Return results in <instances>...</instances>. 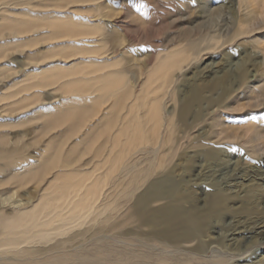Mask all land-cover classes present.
I'll use <instances>...</instances> for the list:
<instances>
[{
	"label": "bare ground",
	"instance_id": "obj_1",
	"mask_svg": "<svg viewBox=\"0 0 264 264\" xmlns=\"http://www.w3.org/2000/svg\"><path fill=\"white\" fill-rule=\"evenodd\" d=\"M97 1L0 0V63L13 47L41 44L45 48L37 54L44 63L34 65L33 73L18 72L10 78L12 83L23 78L26 88L10 93L9 82L5 85L0 77L1 99L13 100L5 108L0 105V130L10 127L5 121L8 111L22 112L23 104L41 90L56 86L62 93L39 105L31 103L24 112V116L48 117V131L37 156L8 174L10 186L0 194V264H124L122 256L127 264H264V0H228V9L236 17L222 18L224 34L214 49L223 50L246 39L252 48L251 56L245 53L250 58L247 65L253 68L242 71L231 82L229 95L220 101L213 96L220 71L212 63L200 71L199 79L210 80L213 89L207 94L211 107L201 115L207 128L201 123L196 126L200 140L193 155L202 162L200 169L205 168L203 163L209 165L205 159L212 158L214 150L225 155L207 167H211L209 176L215 184L223 179L222 188L231 196L228 201L248 198L247 208L252 204L256 213L249 221L228 219L224 249L210 242L196 252L191 248L194 236L175 233L186 218L194 223L200 209L188 213L170 204L171 178L153 180L132 210L125 202V197L142 186L141 177L152 173L155 160L166 165L193 139L176 136L171 121L177 107L173 87L184 77L193 56L178 48L159 51L154 61H148L138 85L130 86L125 73L108 71L113 58L97 56L91 46L99 39L92 35L100 36L106 27L104 17L92 24L97 16L87 20L84 15L86 7ZM201 1L205 0H122L132 7L122 23L132 21V33L142 31L150 37L151 24H164L167 8ZM55 52H71L59 61L70 70L54 64L55 56H51ZM2 67L0 73L5 71ZM33 90L37 91L34 95ZM224 101L235 106L234 110L223 107ZM233 157L234 162L229 159ZM199 172L194 175L198 180ZM27 182H36L34 197L13 202L14 188ZM242 186H247L246 191H237ZM219 192L210 195L212 213L220 202ZM145 206L159 207L155 215L150 214L152 225L171 229L155 231L153 236L118 235L119 220ZM216 234L220 236L219 231Z\"/></svg>",
	"mask_w": 264,
	"mask_h": 264
},
{
	"label": "rangeland",
	"instance_id": "obj_2",
	"mask_svg": "<svg viewBox=\"0 0 264 264\" xmlns=\"http://www.w3.org/2000/svg\"><path fill=\"white\" fill-rule=\"evenodd\" d=\"M96 3L97 4L94 6L86 7L84 15L87 20L97 16V22L92 24H98L99 20L104 17L106 27L103 26L100 36L97 34L92 35L99 39L91 46H95V51L99 53L96 54L97 56L103 55L102 57L105 58H113L114 62L110 63L108 71L114 73L121 71L125 73L130 86H132V84L138 85L137 83L142 80L147 70L146 66L149 65V62L151 63L154 61L155 56L159 51L178 48L190 53L194 59L190 64H186L188 68H186L185 71L187 72H183L184 77L173 87V97L177 107L172 115L173 119L171 118L172 125H174L173 132L176 136L188 135L193 139L186 144L185 148L178 152L177 155L173 156L174 158L170 159V162L167 161L170 167L169 165L167 166V162L166 165H164L165 163H163L162 160H155L153 165L155 164L154 166H156V168L152 166V173H150V175L145 174L144 177L146 178L142 176L144 179L141 177L140 185L143 187L140 186V189L136 188L130 196L125 197L127 207L129 206L128 208H131L130 210H132V204L136 205L138 203L139 200L137 199L142 198V194L148 190L149 185H151L156 179L162 180V177L167 176L166 178H171L173 182V187L170 188L172 190L169 191V194L172 195V200H175L170 204L185 212L188 211V213H193L195 209H200L197 213L201 216L200 219L199 216H196L194 223L190 222L189 217L186 218L184 226H182L180 231H177L175 235L180 233V235L194 236V238L192 237L191 239V248H193L195 252L196 250H201V248L205 249L210 242L214 243L216 246L218 244V246H220H217L219 249H224V246H226L225 232L227 228L225 223L228 219L232 217L236 222L239 220L244 221L245 219L248 221L250 219L252 220L254 219L256 209L253 208L252 204L247 208L248 203H250L248 198L241 199L240 201H228L227 197L229 198L231 196H226L228 192H224V181L223 183L221 182L223 179L220 180V183L217 182L218 184H215L213 176H209L212 174L210 173L211 167L209 169L207 167L214 164V161L222 160L225 158V155L214 150V153L211 154L212 158L208 157L205 159V162L209 165L203 163V166L205 165L204 169L201 166V169L199 168V165L202 162L199 164L198 155H196L197 157L193 155L196 153L195 143L200 140V136L198 137L199 133L196 130L198 128H196V126L201 123V125H204V128H207L204 121L201 119V115H203L202 113L210 104V100L208 101V99L211 95L207 94L210 91V88L213 89V86L207 82L210 80L201 81L202 79H199L201 75L200 71L208 63L214 64L213 66H216L220 71L218 74L221 76L215 81L216 85H219V87L215 89L213 95L215 96L216 94V101H220L222 99L224 100L229 95V89L232 88L231 82L239 79L242 71H246L247 69L250 71L253 68L252 66L250 67L247 65L250 59L248 55H250L252 48L246 43V39L243 41L244 43H238V45L228 44L227 48L223 50L221 49L218 51L214 49L216 42L220 41V35L224 34L222 33V18H226L228 15L236 17L235 13L228 9V0H205L201 1L199 4L192 2L189 5H182L179 3L177 6L165 10L166 17L164 24H158V21H154L153 24H151L153 25L150 30L152 35L146 37L142 34V31H140V34L132 33V21L122 23V20H124V18L129 15V12L132 11V7L122 3V0H98ZM198 5L200 8L197 7ZM41 46V44L32 46L23 44V46H16L7 51L6 56L4 57L5 59L3 58L0 63V67L3 66L2 68L5 69V71H1L2 73H0V77L5 81V85L10 81L12 76H18V72L33 73L34 65L40 61L41 63H44V60H42L43 57L37 56L40 51L45 49ZM49 54L44 57H48ZM70 54L71 52H66L59 55V53L55 52L51 57L55 56L54 59H56V62H54V64H60L63 69L70 70L71 68H68L69 66H63L62 63H59L60 59H65V57ZM52 60L53 59L47 60V62ZM71 60H73V58H71ZM66 61L68 62L69 60ZM21 64H23V67ZM228 64L229 70L227 67ZM223 66L224 68H222ZM75 69L81 70L82 67ZM9 84L10 87L7 89L10 93H13L20 88L27 87V83L23 78L18 79L13 83L9 82ZM204 88L206 93L204 92ZM222 91L224 93H222ZM36 93L37 91L33 90L31 94L34 95ZM37 94L36 97L23 104L24 109L22 112L17 110L11 111L10 113V111H8V116L5 121L10 123V127L0 130V154H2V158L0 159V172L2 173L0 175V194L10 186L7 184L8 174L19 169L25 161L37 156V153L43 144V135L48 131L46 127L47 122L49 121L48 117L34 114L24 116L29 110L28 106L31 103L39 105L42 101L52 100L53 97L55 98L57 95L58 97L59 95H62L56 86L47 87ZM1 98L2 95L0 94V105H4L3 108L13 101ZM201 104L202 106L200 107ZM240 104L246 106L247 102L242 101ZM216 105L220 106L219 103ZM221 105L230 111H233L235 108V106H227V101H224ZM210 107L211 105L209 108ZM244 113H247V111H244ZM227 124L233 126V124ZM56 132L57 131H55V133ZM207 135L208 133H206V136ZM204 152H208V150L205 149ZM229 159L233 162L235 160L234 157L233 159ZM157 162L158 164H156ZM153 169L155 170L153 171ZM198 172L201 176L199 180L194 176L196 174L198 175ZM35 183L36 182H27V184L19 186L18 189L15 187L14 190L16 194L11 200L13 201L15 199L14 201H18L19 199L20 201L22 199L21 201L24 203L30 198H33L37 186ZM242 188H238L237 191L240 190L243 192L244 190L245 192L247 186H242ZM214 190H220L222 193L219 192L220 202L217 205L216 211L212 213L209 206L212 204L210 201V195L212 196V194L215 193ZM241 202L244 203L243 207ZM160 203L163 204L165 201L158 202L157 205H160ZM124 205L125 204H123V206ZM157 208L159 207L145 206L143 210L129 212L130 214H127V216L121 218L118 222V235H129L131 237L132 235L142 234L153 236L158 230L160 232H165V229H171L163 226V224H160V227L158 224L152 225L150 214L155 215L156 211L154 209ZM124 209L126 210V208ZM134 213L136 216H134ZM246 215L248 216L245 217ZM104 230L107 231V228H104ZM217 231H219L220 236H217ZM255 245H253L254 248ZM121 259L124 264H127L124 260L125 257L122 256ZM233 264L235 263L233 262Z\"/></svg>",
	"mask_w": 264,
	"mask_h": 264
}]
</instances>
